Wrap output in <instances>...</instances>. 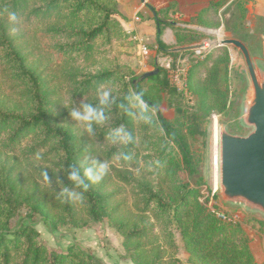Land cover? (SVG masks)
<instances>
[{
    "label": "trees",
    "instance_id": "trees-1",
    "mask_svg": "<svg viewBox=\"0 0 264 264\" xmlns=\"http://www.w3.org/2000/svg\"><path fill=\"white\" fill-rule=\"evenodd\" d=\"M230 1L210 2L189 23L236 31L235 38L241 40L250 0H232V19L224 21L220 11ZM175 6L171 2L153 12L158 52L176 59L193 48L167 45L163 35L168 27L180 46L206 34L168 20ZM120 18L118 0H0V77L15 86L20 99L8 104L0 98V264H106L76 244L67 251L51 248L34 226L39 216L54 229L108 221L123 236L124 257L135 264H260L243 224L222 220L200 202L197 159L189 142V135L201 133V121L215 109L243 117L245 88L241 104L234 107L224 89L228 46L222 47V56L209 55L190 67L184 97L193 108L182 126L162 111L164 97L177 93L165 69L156 65L158 74L148 78H143L146 72L135 74L129 62L134 42ZM26 30L34 48L47 52L46 61L51 59L59 69L70 98L83 111L87 104L102 116L87 121L86 130L103 161L116 163L114 175L131 193L135 212L125 201L114 202L119 192H109L107 180L94 179L101 175V160L90 161L92 147L54 115L44 76L48 66L25 53ZM201 70L207 72L206 79L200 77ZM227 72L223 70L225 81ZM193 95L198 102L191 103ZM241 123L250 127L242 118ZM17 153L27 162L37 157L47 163L34 168L39 180L20 170ZM74 172L78 180L71 178ZM247 220L264 239V218ZM179 239L189 253L188 263L179 257Z\"/></svg>",
    "mask_w": 264,
    "mask_h": 264
},
{
    "label": "rangeland",
    "instance_id": "rangeland-1",
    "mask_svg": "<svg viewBox=\"0 0 264 264\" xmlns=\"http://www.w3.org/2000/svg\"><path fill=\"white\" fill-rule=\"evenodd\" d=\"M247 13L243 21V27L241 29L242 36L241 40L248 46L252 59L259 75L260 81H264V0H250L245 4ZM160 9V8H156ZM235 11L234 4L232 0L220 11V19L226 21L231 20V13ZM121 14V13H120ZM178 10L172 14L168 20L177 22L182 27L193 28L190 24V17L183 18V15L177 17ZM122 22L124 18L121 14ZM140 20L139 15H135L133 21L138 22ZM127 28V26H126ZM151 34H147L145 39L147 46L149 47L150 54L148 55L145 64H143V56L139 48V42L135 37H141L129 31L128 34L131 36L134 42L133 55L129 59V62L135 71L136 75H141L144 72H149L155 70L156 65H160V53L155 43H150L152 37L154 36V23L150 25ZM196 29V28H193ZM198 30V29H197ZM201 32L206 35L200 41H195L192 43H187L184 46L172 43V38L174 36L173 30L168 27L165 30L164 40L166 44L176 48L181 49L184 47L199 46L203 43L210 44V51L206 58L211 55L212 58L217 56H222L224 51H222L223 46L221 42L228 38H235L236 31H225L222 28H208L202 27ZM30 31H24L23 40L27 43L23 44L24 51L27 54H35L34 58L38 62H45L48 68L44 69V76L49 83L50 89L52 91L51 100L53 102V108L55 110L54 115L59 116V120L62 125L71 127L74 129L79 140H82L87 147H92V153H90V161L101 160L98 167L99 172H101L99 182L107 180L106 189L111 192H119L115 197V203L125 201L127 206L134 211L132 195L128 188L120 183L115 177L113 165L116 163H107L103 161L97 142L94 141L95 138L89 134L86 130L87 121L78 119L72 115L73 112H80L84 114L81 105L72 100L68 93V86L64 79L60 76L59 69L53 64H51V59L46 61L47 52L43 50H36L34 48V39L28 37ZM142 38V37H141ZM175 39V38H174ZM22 40V42H23ZM172 43V44H170ZM124 50V48H122ZM194 50V49H193ZM193 50L189 53V57L184 63L185 66L190 67L197 62L196 58L193 57ZM228 72L225 81L226 70L223 66L222 75L224 89L228 88V104L229 106H236L238 103L241 104V99L239 98L243 89L245 88L246 100H252L254 98V91L252 89V83L249 77L247 64L245 58L237 48L234 46H228ZM187 55L182 56L185 58ZM204 60H199L198 62H203ZM46 65L43 68L47 67ZM167 74V72H166ZM200 77L203 79L207 78V72L201 70ZM168 78V74H167ZM169 80V79H168ZM170 83V82H169ZM177 91V90H176ZM0 98L6 101L8 104H14L20 102L18 93H16V88L12 84L5 82L0 77ZM184 95L178 93L175 95H166L164 97V103L162 107L163 113L171 119L174 123L184 126L188 124V118L186 117L187 112H191L193 104H189ZM198 102V97H194L191 103ZM192 106V107H191ZM185 114V117L183 116ZM241 118L235 117L233 111L229 115H221L218 109H215L211 114L203 121H201V133H195L189 135V142L191 145V150L197 159V173L195 178L199 181L198 188L200 190V202L205 204L211 211L216 212V215L224 221L240 222L243 224L250 237L251 250L258 263L264 264V239L262 234L253 226L248 223V218L255 216L259 219L264 218V212L260 209L254 210L245 204H233L227 203L223 200L221 196V170H220V151H221V127H229V130L234 134L248 135L253 131V127H243L241 124ZM241 125L244 129L243 131L239 128ZM18 154V153H17ZM18 165L20 170L24 171L26 175H32L35 179L39 180L35 173L34 168L44 167L47 163L34 157L29 159L27 162L21 155L18 154L17 157ZM114 203V204H115ZM135 212V211H134ZM220 214H224L225 218ZM36 229L40 232L41 238L53 249L67 251L71 245L76 244L77 246L90 250L96 254L103 262L106 264H135L133 261L125 255V249L123 247V236L118 232V230L113 227L108 221L102 222H91L86 226L74 227L70 224H59L57 228H52L49 223L45 221L42 216L36 218L34 223ZM178 238L180 235L178 234ZM179 257L183 262L188 263L189 253L183 246V241L179 239Z\"/></svg>",
    "mask_w": 264,
    "mask_h": 264
},
{
    "label": "water",
    "instance_id": "water-1",
    "mask_svg": "<svg viewBox=\"0 0 264 264\" xmlns=\"http://www.w3.org/2000/svg\"><path fill=\"white\" fill-rule=\"evenodd\" d=\"M221 45L234 46L242 52L254 91L247 99L243 120L253 127L247 136H237L221 127V193L226 201L238 202L264 212V81L261 82L248 47L239 39L228 38ZM146 72L143 78L158 74Z\"/></svg>",
    "mask_w": 264,
    "mask_h": 264
},
{
    "label": "crops",
    "instance_id": "crops-1",
    "mask_svg": "<svg viewBox=\"0 0 264 264\" xmlns=\"http://www.w3.org/2000/svg\"><path fill=\"white\" fill-rule=\"evenodd\" d=\"M212 1L218 0H118V4L120 13L123 16L124 22L129 31L141 36L145 42H147L145 39L146 35L151 34L150 25L151 23H154V36L150 43H155L157 38V28L154 20L153 8L162 9L167 7L171 2H174L176 10H178L177 17L183 15V18H187L196 15ZM135 15L140 16L138 22L133 21ZM192 27L200 30L203 26L192 25ZM174 38L175 36L172 38V43H175L176 41V38Z\"/></svg>",
    "mask_w": 264,
    "mask_h": 264
},
{
    "label": "built area",
    "instance_id": "built-area-1",
    "mask_svg": "<svg viewBox=\"0 0 264 264\" xmlns=\"http://www.w3.org/2000/svg\"><path fill=\"white\" fill-rule=\"evenodd\" d=\"M135 39L139 42V48L141 50V54L143 56V64L150 54L149 47L145 43V40L141 37H135ZM193 57L196 58V61L204 60L205 57L208 55L210 51V44L203 43L199 46H195L193 48ZM189 56L182 58V56L178 58H173L171 56H160L159 62L163 69L168 74L169 82L172 86L176 88L178 93L187 96L188 95V74H189V67L185 66V62ZM222 217L225 218L224 214H220Z\"/></svg>",
    "mask_w": 264,
    "mask_h": 264
},
{
    "label": "clouds",
    "instance_id": "clouds-1",
    "mask_svg": "<svg viewBox=\"0 0 264 264\" xmlns=\"http://www.w3.org/2000/svg\"><path fill=\"white\" fill-rule=\"evenodd\" d=\"M10 19L11 20H15L16 19L15 14H11L10 15ZM107 95H108L107 92L103 93V96L105 98L107 97ZM101 103H104V100H101ZM72 115L74 117L78 118V119L83 120V121H90L92 119H95V120L99 121V120L102 119V116L99 113L95 112L93 110V108L91 106L87 105V104L84 105V114L83 115L80 112H73ZM86 175L91 177V171L87 170L86 171ZM71 178L73 180H78L79 176H78L77 173L74 172V173L71 174ZM94 179L99 180L100 176H96Z\"/></svg>",
    "mask_w": 264,
    "mask_h": 264
}]
</instances>
